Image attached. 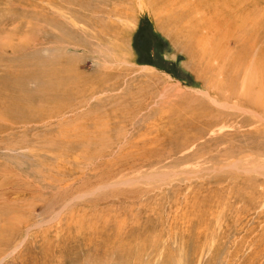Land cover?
I'll list each match as a JSON object with an SVG mask.
<instances>
[{
  "label": "rangeland",
  "instance_id": "rangeland-1",
  "mask_svg": "<svg viewBox=\"0 0 264 264\" xmlns=\"http://www.w3.org/2000/svg\"><path fill=\"white\" fill-rule=\"evenodd\" d=\"M176 1L0 0V264H264V0Z\"/></svg>",
  "mask_w": 264,
  "mask_h": 264
},
{
  "label": "bare ground",
  "instance_id": "bare-ground-1",
  "mask_svg": "<svg viewBox=\"0 0 264 264\" xmlns=\"http://www.w3.org/2000/svg\"><path fill=\"white\" fill-rule=\"evenodd\" d=\"M167 1L169 2V4L167 3ZM189 1H191V0H187V2H189ZM208 1V0H207ZM214 2V1H213ZM166 4H167V6L171 9V10H173L174 11V6L177 4V1L176 0H166ZM170 5V6H169ZM190 8H187V10H189ZM194 10H195V12L196 11H203V12H205V14H204V17H203V19L205 20V21H207V20H211V22H215L216 24H218L222 19H221V17L218 15V14H216V13H213V11H215V8H212L211 6H209L208 4H205V5H202L201 7H196V8H194ZM193 10V11H194ZM210 12V13H209ZM179 21L181 20V15H180V17H179V19H178ZM181 22H182V20H181ZM242 25V24H241ZM196 26H197V29H198V35H196L195 36V38H196V46H197V48L198 49H200V46H202L203 44H205V43H209V41L210 42H214V41H218V40H227V41H229V43L231 42V40H236L237 38V32L239 31L240 33L242 32V30L239 28V29H237V32H236V36H234L233 35V31H231V32H229L228 33V37H224V36H218V35H214V34H212L211 32L213 31V28L211 27V26H206V25H204L202 22H197V24H196ZM200 28H204V30H201ZM227 29H230V30H232L231 28H230V26H228V27H226ZM235 28H237V27H235ZM236 30V29H235ZM245 30V29H244ZM244 33V32H243ZM239 35V34H238ZM242 36V35H241ZM240 36V37H241ZM235 37V38H234ZM242 39V38H241ZM206 50L207 49H202V51H204V53L206 52ZM237 53V52H236ZM234 54L235 55V60H238L239 59V57L240 56H243V55H245V56H247L248 54H245L243 51H239L238 52V54H239V56L237 55V54ZM202 55V54H201ZM264 55V54H263ZM263 55H260L259 56V54H258V58L260 59V57L261 56H263ZM212 56V55H211ZM216 57H217V55H216ZM231 83V82H230ZM224 96V95H223ZM240 97H241V95H240ZM244 97V96H243ZM221 98V97H220ZM224 98H225V96H224ZM223 98V99H224ZM237 100H238V103H244L245 101H244V99L242 100V99H238V98H236ZM235 99V100H236ZM229 100V99H228ZM241 100L243 101V102H241ZM263 104V103H262ZM243 105V104H242ZM248 105H250V104H248ZM251 106V105H250ZM254 108H259V107H257V106H253ZM0 115H1V113H0ZM1 117V116H0Z\"/></svg>",
  "mask_w": 264,
  "mask_h": 264
}]
</instances>
